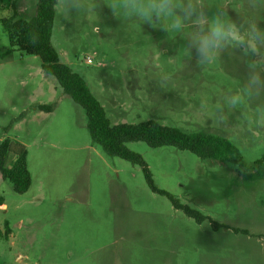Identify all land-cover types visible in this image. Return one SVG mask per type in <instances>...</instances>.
Listing matches in <instances>:
<instances>
[{"label": "rangeland", "instance_id": "1", "mask_svg": "<svg viewBox=\"0 0 264 264\" xmlns=\"http://www.w3.org/2000/svg\"><path fill=\"white\" fill-rule=\"evenodd\" d=\"M193 3L207 17L205 32L216 15L242 32L264 30V0ZM37 4L18 0V17L34 19ZM109 4L59 0L52 44L61 61L85 79L113 125L155 120L231 141L246 167L127 144L158 188L230 229L198 223L153 192L140 166L108 156L92 142L85 110L44 73L39 57L16 49L0 59V145L9 139L26 148L31 186L18 194L0 174L7 205L0 208V264H264V180L251 169L264 156V85L247 91L255 58L226 45L214 62L198 65L195 16L180 31L168 30L167 20L153 29ZM12 15L0 10V19ZM7 47L0 24V53ZM255 71L264 81V65Z\"/></svg>", "mask_w": 264, "mask_h": 264}, {"label": "trees", "instance_id": "2", "mask_svg": "<svg viewBox=\"0 0 264 264\" xmlns=\"http://www.w3.org/2000/svg\"><path fill=\"white\" fill-rule=\"evenodd\" d=\"M17 2L18 0H0L1 11L13 12L12 16L0 19V24L9 38V47L0 53V59L16 49L39 57L44 73L56 78L64 93L85 110L89 121L88 131L94 144L100 146L108 156L118 157L140 166L149 188L155 193L166 196L176 209L184 211L188 217L200 224L210 220L201 212L182 204L169 192L158 188L144 158L131 151L127 144L144 142L151 148L174 147L189 151L202 160L220 163L232 160L241 167H246L240 150L225 137L206 132L190 133L177 127L162 125L155 120L113 125L85 79L61 61L60 54L52 44L56 6L59 0H38L36 16L32 20L18 17ZM53 108L48 105L37 107L38 110L46 112L52 111ZM10 154L14 155L11 165L7 164ZM27 155L23 145L14 144L9 139L0 145V174L4 180L12 183L14 191L18 194H25L31 186ZM251 169L258 179L264 180V156L255 161ZM1 205L3 203L0 201ZM211 224L214 230L230 229L217 222L211 221ZM5 225L6 234H11L8 223L6 222ZM233 231L236 234H248L246 230L233 229Z\"/></svg>", "mask_w": 264, "mask_h": 264}, {"label": "clouds", "instance_id": "3", "mask_svg": "<svg viewBox=\"0 0 264 264\" xmlns=\"http://www.w3.org/2000/svg\"><path fill=\"white\" fill-rule=\"evenodd\" d=\"M109 7L113 12H119L124 16L136 15L153 29L162 20H167L168 30L180 31L184 21L195 16L193 23L198 26V30L192 35V43L199 45L197 52L200 55L197 64L205 66L211 64L224 51L226 45L241 47L246 56L251 55L255 58L248 65L253 71L248 77L247 91L251 92L253 88L258 90L264 85L260 73L255 71L257 67L264 65V51H262L264 30L253 26L246 32H242L235 22L224 20L220 15H216L208 23V29L205 32L202 25L208 22L207 17L202 10H198L193 0H188L186 5L183 0H110ZM238 99L239 97L233 98V103H236Z\"/></svg>", "mask_w": 264, "mask_h": 264}, {"label": "crops", "instance_id": "4", "mask_svg": "<svg viewBox=\"0 0 264 264\" xmlns=\"http://www.w3.org/2000/svg\"><path fill=\"white\" fill-rule=\"evenodd\" d=\"M1 202L3 203V205H1L0 208H3V209L7 208V205L4 203V201H1Z\"/></svg>", "mask_w": 264, "mask_h": 264}, {"label": "built area", "instance_id": "5", "mask_svg": "<svg viewBox=\"0 0 264 264\" xmlns=\"http://www.w3.org/2000/svg\"><path fill=\"white\" fill-rule=\"evenodd\" d=\"M88 63H92V60L90 58H88Z\"/></svg>", "mask_w": 264, "mask_h": 264}]
</instances>
